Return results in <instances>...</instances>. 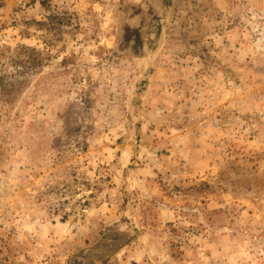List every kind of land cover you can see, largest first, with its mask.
I'll list each match as a JSON object with an SVG mask.
<instances>
[{"label": "rangeland", "instance_id": "374dc122", "mask_svg": "<svg viewBox=\"0 0 264 264\" xmlns=\"http://www.w3.org/2000/svg\"><path fill=\"white\" fill-rule=\"evenodd\" d=\"M0 264H264V0H0Z\"/></svg>", "mask_w": 264, "mask_h": 264}]
</instances>
